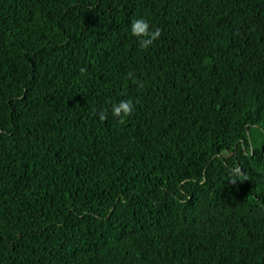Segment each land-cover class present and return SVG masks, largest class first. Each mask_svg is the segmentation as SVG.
Instances as JSON below:
<instances>
[{"label": "trees", "instance_id": "16d2710c", "mask_svg": "<svg viewBox=\"0 0 264 264\" xmlns=\"http://www.w3.org/2000/svg\"><path fill=\"white\" fill-rule=\"evenodd\" d=\"M0 264H264V0H0Z\"/></svg>", "mask_w": 264, "mask_h": 264}, {"label": "clouds", "instance_id": "9594fccd", "mask_svg": "<svg viewBox=\"0 0 264 264\" xmlns=\"http://www.w3.org/2000/svg\"><path fill=\"white\" fill-rule=\"evenodd\" d=\"M131 32L132 35L138 38L142 49H148L160 35L159 29H156L155 31L150 30L148 22L143 19L133 21L131 25ZM132 109L133 104L131 100H121L118 104L113 105L112 114L116 117H127L131 114ZM99 119L101 121L106 120V114L104 112H100ZM236 171L239 172V169ZM233 183H235V181H233Z\"/></svg>", "mask_w": 264, "mask_h": 264}]
</instances>
